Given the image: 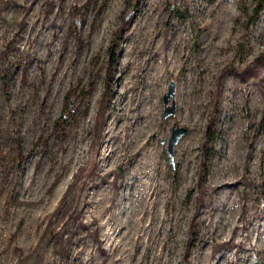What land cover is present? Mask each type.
<instances>
[{"label":"rangeland","instance_id":"obj_1","mask_svg":"<svg viewBox=\"0 0 264 264\" xmlns=\"http://www.w3.org/2000/svg\"><path fill=\"white\" fill-rule=\"evenodd\" d=\"M256 8L0 0V264H264ZM147 96L158 119L135 146Z\"/></svg>","mask_w":264,"mask_h":264},{"label":"bare ground","instance_id":"obj_2","mask_svg":"<svg viewBox=\"0 0 264 264\" xmlns=\"http://www.w3.org/2000/svg\"><path fill=\"white\" fill-rule=\"evenodd\" d=\"M159 67L160 66H156V68L153 70V76L157 75ZM154 106L155 103L149 100L148 96L144 97L140 105V110L137 112L139 113V115L136 117L135 114H132V121L130 122V131L132 134H134V136H131L132 143H134L135 146H140L142 140L146 139V136H148V133L152 130L151 128L153 127L154 123L157 122V113L152 114V116L149 115ZM143 185L144 184H142V186ZM141 202L142 205L146 202V194L142 196Z\"/></svg>","mask_w":264,"mask_h":264},{"label":"water","instance_id":"obj_3","mask_svg":"<svg viewBox=\"0 0 264 264\" xmlns=\"http://www.w3.org/2000/svg\"><path fill=\"white\" fill-rule=\"evenodd\" d=\"M175 88H176V82H173L167 93L165 94L164 98H163V103L166 106L170 99L174 96L175 93ZM175 110V106L171 107V108H167L166 109V114L165 116H170L171 114H173ZM186 134V130L185 129H179V130H173L171 139L169 140V144H168V148H167V152L171 158V161L173 162V158H174V151H175V147L179 144L180 140L184 137V135ZM166 140H163V143H165Z\"/></svg>","mask_w":264,"mask_h":264},{"label":"trees","instance_id":"obj_4","mask_svg":"<svg viewBox=\"0 0 264 264\" xmlns=\"http://www.w3.org/2000/svg\"><path fill=\"white\" fill-rule=\"evenodd\" d=\"M138 1V0H137ZM263 4H264V0H258V8H256L255 9V14H259L261 11H262V6H263ZM126 24H124L122 27H121V29H120V33L126 28ZM113 52V51H112ZM113 55H114V53H111V55H110V67H111V63L114 61V57H113ZM223 79V77L220 79V81ZM101 118H102V124H103V121H104V119L103 118H105V116L104 115H102L101 116ZM102 126V125H101ZM101 131H102V129H100V135H99V137H101Z\"/></svg>","mask_w":264,"mask_h":264}]
</instances>
